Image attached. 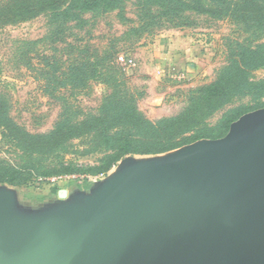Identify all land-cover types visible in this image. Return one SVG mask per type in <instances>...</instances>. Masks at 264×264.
Segmentation results:
<instances>
[{"label":"water","instance_id":"obj_1","mask_svg":"<svg viewBox=\"0 0 264 264\" xmlns=\"http://www.w3.org/2000/svg\"><path fill=\"white\" fill-rule=\"evenodd\" d=\"M90 188L0 187V264H264V107Z\"/></svg>","mask_w":264,"mask_h":264},{"label":"rangeland","instance_id":"obj_2","mask_svg":"<svg viewBox=\"0 0 264 264\" xmlns=\"http://www.w3.org/2000/svg\"><path fill=\"white\" fill-rule=\"evenodd\" d=\"M136 3L127 0L121 12L86 13L85 23L75 20L62 31L43 14L0 27V91L9 100L13 118L32 133L48 132L65 111L70 110L74 119L96 112L118 84L135 96L149 119L158 120L181 111L191 95L217 79L241 47H264V25L235 17L192 14V24L182 27L160 18L142 29ZM80 63H87L83 68L88 71L81 84L74 76L77 72L70 70ZM247 81L251 91L233 95L205 118L214 135L229 131L230 126L226 131L220 127L224 114L239 112V118L264 107V88H258L264 86V66L249 71ZM91 148L90 136H76L30 157L0 129V158L11 164L33 158L37 167L61 163L93 167L110 153ZM156 154L127 155L140 159ZM125 156L103 174L38 175L42 168L25 183L0 187L15 188L23 201L39 205L57 199L60 189L90 188L117 170Z\"/></svg>","mask_w":264,"mask_h":264},{"label":"trees","instance_id":"obj_3","mask_svg":"<svg viewBox=\"0 0 264 264\" xmlns=\"http://www.w3.org/2000/svg\"><path fill=\"white\" fill-rule=\"evenodd\" d=\"M127 0H0V27L31 20L40 15L49 24L65 30L73 21L85 23L86 13L123 11ZM142 29L150 23L168 18L175 26L191 25L190 15L235 17L246 22L264 25V0H136ZM148 20V21H146ZM146 24V25H145ZM231 60L213 82L191 95L177 114L158 120L149 119L139 108L137 99L128 90L117 89L105 95L96 112L74 119L70 110L65 111L54 128L48 132L32 133L19 124L11 114V105L0 91V129L4 138L24 149L27 155L43 153L58 147L76 136H90L92 151L108 150L97 166L78 167L61 163L57 166H36L33 158L21 165L11 164L0 158V183L19 185L28 181L34 171L44 168L38 175L54 173L88 172L103 174L127 154H156L176 149L202 138H219L212 128H207L205 118L237 93L253 89L247 81L249 71L264 66V47H241L231 55ZM97 63V62H95ZM99 63V61H98ZM87 63L74 65L70 70L80 84L87 72ZM91 65H95L91 63ZM258 88H264L258 87ZM66 105V109H69ZM239 112L224 114L220 127L228 130ZM31 160V161H30ZM30 172L25 175V173ZM37 172V171H36Z\"/></svg>","mask_w":264,"mask_h":264},{"label":"built area","instance_id":"obj_4","mask_svg":"<svg viewBox=\"0 0 264 264\" xmlns=\"http://www.w3.org/2000/svg\"><path fill=\"white\" fill-rule=\"evenodd\" d=\"M62 177V176H61Z\"/></svg>","mask_w":264,"mask_h":264}]
</instances>
